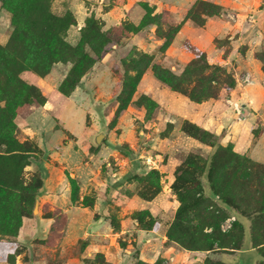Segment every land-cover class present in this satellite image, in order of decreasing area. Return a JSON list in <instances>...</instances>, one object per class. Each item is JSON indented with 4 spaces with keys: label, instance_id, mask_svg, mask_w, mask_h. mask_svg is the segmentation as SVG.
Returning a JSON list of instances; mask_svg holds the SVG:
<instances>
[{
    "label": "rangeland",
    "instance_id": "rangeland-1",
    "mask_svg": "<svg viewBox=\"0 0 264 264\" xmlns=\"http://www.w3.org/2000/svg\"><path fill=\"white\" fill-rule=\"evenodd\" d=\"M201 1L212 2L221 6V9L212 16H206L198 8ZM51 10L56 15H64L67 11L72 13L75 24L69 27L65 37L70 44L76 45L82 34H91V26L86 24L89 18H92L95 24L93 36L97 31L104 35L107 41L103 49L96 53L93 47L86 45V52L95 62L69 94H63L59 90L72 67L69 61L53 63L50 72L43 77L31 71L20 74L23 80L36 85L48 99L45 108L48 113L41 111V114H44L38 118L32 115L33 111L32 114L17 115L13 121L15 131L9 135L0 134V157L3 159L0 164L12 166V170L6 174V179L0 177V182L4 179L2 183L6 184L3 187L8 198H14L13 206L18 203L17 199H24L27 196L25 188L19 193L20 189L34 182L39 172L42 177V172L46 170L44 161H51L49 157L46 159L35 137L46 139V144H50L48 140L51 137L52 143L57 142L58 146L61 141L71 140L76 146L73 149L85 151L84 155L86 154L89 161L86 163L87 170L94 171L90 174L87 171L88 179L83 185L85 194L82 193L81 201L84 198V202L92 205L97 198L94 203L95 214L105 212L114 229L119 227V221L123 220L124 225L127 221H132L138 211L145 212L141 214L143 220L137 222L139 228L157 231L161 220H164L165 242L161 244L162 247L159 246L162 254L152 262L161 259L162 264H208L206 260L218 264H259L263 261L259 250L252 245L250 221L248 218L238 217L234 212L231 214L236 216L243 227L241 248L234 252L228 248L186 249L167 235L170 231L174 238L188 239L184 229L174 224L179 202L171 191V184L175 178L176 167L191 152L200 153L204 157H209L212 153L211 147L197 139L195 140L204 148L195 149L186 142V138L190 136L181 130L183 121L192 122L190 117H193L194 112L198 121L202 115L206 117L214 114L211 129L218 133L223 129V132H226L225 137L230 141L237 139V136L231 138L233 133L237 135L240 126L246 123L243 118L246 112L251 119L252 138L255 139L264 132V71L263 62L258 59L264 54V0H53ZM201 18L204 19V24L197 25L195 20ZM11 30L10 13L2 7L0 1L1 45L7 42ZM164 43L169 44L162 49ZM187 45L195 46L205 52L209 60L224 66L232 74L235 87L229 89L213 82L219 90L218 96L207 99L208 103H204L206 106L203 108L196 106L197 110L194 108L186 110L185 103L191 100L173 91L155 77L151 66L145 68V65H142L145 70L130 102L115 115L118 108L123 106L121 89L124 77L128 74L135 75V61L141 60L139 57L142 53L151 56V65L158 64L181 76L189 63L197 59V55L190 52ZM210 71L211 69L204 73ZM199 72L195 71L186 76L190 75L193 80ZM246 74L252 78V83L247 84L243 80ZM257 76L260 77V81ZM194 85L195 81L190 80L186 88L190 90ZM193 91H196V87ZM142 94L150 97L157 106L150 109L146 107L147 104L145 106L135 103ZM230 95L244 97L242 103L238 102L240 113L232 107L235 115H232L231 111H226L230 107L228 102ZM3 104L2 101L1 106ZM39 107L34 109L38 108L37 111H40L44 108ZM232 123L235 125L239 123L240 128L230 127ZM99 133H103V136L99 144H95V137ZM59 136L63 140L58 139ZM242 136L236 140L238 146L243 145H239ZM7 141H16V152L7 151L16 144ZM226 143L230 142H225L224 145ZM259 145L260 150L264 149V142ZM247 148L244 146L243 151H248ZM97 151H102L99 159L89 158L92 156L91 153L95 154ZM15 153L16 155H13ZM240 154L264 163V150L258 157L260 159L256 160L247 153ZM52 162L60 174L59 168L64 164L53 158ZM4 171L1 173L3 177ZM97 171L100 174H97ZM106 172L110 174L106 177L109 179L108 184L104 180ZM149 178L152 180V189L159 190L152 199L146 200L142 194H145L146 179ZM201 181L206 183L204 176ZM63 182L66 183L64 176ZM74 182L71 183L73 191L78 186L75 179ZM0 185L2 187V184ZM161 192L167 199H164V204L157 201L154 207H151L153 210L133 202L151 201ZM205 192L210 195L208 190L205 189ZM36 198L37 195L34 196V205ZM4 200L0 194V201ZM101 204L103 209L98 210ZM94 208H91L90 212L94 213ZM210 231L211 227L203 228L205 233ZM132 237L131 234L125 237L118 236L115 240L117 248H127V244L131 248L133 241L129 243L128 239ZM107 239L109 242L108 237ZM82 242V240L77 242L80 248ZM4 245V242H0L1 255H7V246ZM147 246V251L151 255L154 252V245L151 243ZM11 250L13 251V248ZM11 250L9 249L10 252ZM131 252L128 253L133 258L130 264H137L138 258L135 257L134 249H131ZM118 253V256H121L122 253L119 251ZM122 257L125 258L124 255ZM94 258V255L90 258V264H113L108 259L102 260L100 256L96 257V262H92ZM77 259L75 256L74 261ZM83 259L82 264H86Z\"/></svg>",
    "mask_w": 264,
    "mask_h": 264
},
{
    "label": "trees",
    "instance_id": "trees-1",
    "mask_svg": "<svg viewBox=\"0 0 264 264\" xmlns=\"http://www.w3.org/2000/svg\"><path fill=\"white\" fill-rule=\"evenodd\" d=\"M0 1L2 7L10 13L12 27L7 42L4 45L0 44V134L9 135L10 132L15 131L16 126L13 121L17 115L31 113L35 110L34 108L43 106L47 101L36 85L27 83L21 78L22 72L31 71L43 77L50 72L53 63L69 61L72 67L59 87L63 94H69L95 62L94 58L86 52V45L93 47L96 53L103 49L107 40L97 31L93 36L92 31L95 29V24L93 19L89 18L86 24L91 26V34H82L76 45L67 42L65 37L69 27L75 24L74 17L70 11L64 15L54 14L51 10L53 0ZM198 8L204 15L212 16L221 9V6L209 1H201L200 4L198 3ZM195 21L197 25H203L205 22L203 18ZM169 43H164L162 49H165ZM187 49L197 55V59L189 63L188 70L186 69L181 76L173 74L158 64L151 65V56L142 53L139 57L141 60L135 61L137 66L134 67L135 75L128 74L124 77L121 89L123 106L118 108L115 115H118L124 109V105L130 102L139 79L148 66H151L154 76L160 81L196 103L218 96L219 90L213 82L229 89L235 87L236 83L232 74L224 66L209 60L207 54L195 46L187 45ZM258 59L263 62L264 71V54ZM142 65H145V68ZM210 69V73H204ZM195 71H200L195 79L192 80L190 75L186 76ZM190 80L195 81V85L188 90L186 84ZM2 101L3 106H1ZM135 103L145 106L147 104L146 107L150 109L157 106V103L146 94H142ZM181 130L188 136L210 146L212 153L209 157H204L200 153L191 152L176 167L175 178L171 184V191L179 202L174 224L184 229L188 239L174 238L170 231L168 238L175 240L186 249L239 250L243 241L241 223L236 220L228 232H222L219 227L220 222L228 214L234 212L238 217H245L250 221L252 245L264 258V163L256 162L246 155L237 153L230 143L221 144L214 132L189 120L183 121ZM11 142L16 143V141H7V143ZM16 147L17 143L11 149L7 147V151L16 152ZM0 161H3L1 157ZM11 170V165L1 163L0 177L6 179V174ZM2 171H4V177L1 175ZM202 176L205 177L206 183L201 181ZM68 179L70 184L74 182L71 177ZM146 181L147 188L142 196L150 200L159 189L156 191L152 189L153 184L150 178ZM2 182H0L2 184L0 194L5 200L0 201V242H4L8 251L7 255L0 254V261L12 262L15 255L21 251L14 237L18 233L23 217L33 216L34 196L38 194L42 186V178L39 172L34 182L20 189L19 193L25 188L27 196L24 199H17L18 203L15 206H13L14 198H8L4 189L6 184ZM205 184L209 188L210 195L205 192ZM77 193L78 187L73 191L71 185L73 200L76 199ZM216 196H218V201L215 199ZM81 203L84 206H91V203L84 202V198ZM144 213V211H138L134 219L140 223L143 220L141 214ZM45 215L56 216L55 224L51 226V237L42 241L45 245H53L55 237L58 238L60 235L59 230L64 224L65 217L51 211H47ZM204 227H211V231L203 232ZM81 245L83 248L85 243L82 242ZM98 256L105 260L101 253H96L92 262H96ZM90 261V258L83 259L86 264H90ZM206 261L208 264H218ZM137 264H162V260L157 259L149 263L138 259ZM259 264H264V260Z\"/></svg>",
    "mask_w": 264,
    "mask_h": 264
},
{
    "label": "crops",
    "instance_id": "crops-1",
    "mask_svg": "<svg viewBox=\"0 0 264 264\" xmlns=\"http://www.w3.org/2000/svg\"><path fill=\"white\" fill-rule=\"evenodd\" d=\"M258 81H260V77H258ZM243 99L244 97L242 95H237L235 97H233V95H230V100L237 103H242ZM45 103L46 104L41 106V108L44 107L43 109L37 111V108L32 112L33 114L31 113L33 116H35V118L41 117L44 114H41V111L48 113L45 109L48 102L46 101ZM204 103L207 104L208 102L205 101L202 103L193 104V102L191 103V101H188V103H185L186 107L184 109L188 110V108H194L197 110L200 107L203 108V106H206L204 105ZM196 106L199 107L197 108ZM231 109L232 105H230V107H228L226 111H231L233 113L232 115H235L233 110ZM243 112L244 111L242 110L241 113ZM245 113L243 115V118L246 123L242 124V126H240L241 128L239 127V123L238 125H235L233 124V122L232 125H230V127L233 128H240L237 135L233 133L234 135H232L231 138H235L237 136V139H239L243 135L242 142L239 144H243L242 146H238L236 141L237 139H230L229 141L225 137L226 132H223V129L219 133L215 129H211V127H213L211 124L214 123V114H210L206 117L202 115L200 117V120L198 121L194 116V112L193 117H190V119L192 120V122H196V124H198L199 126L211 132H214L216 135H220L219 141L221 144L224 145L225 142H230L233 144V149L236 152L247 153L250 157L255 158V160L260 159L258 157H260L264 149L260 150L259 144L262 145V143L264 142V132L257 138L253 139L250 132L251 119L249 113ZM246 131L247 133H245ZM31 137H33V135ZM60 138L61 140H63L61 136L58 137V139ZM35 139L36 142L38 141L40 148L43 149V154L46 156V159L47 157H49L51 158V161H44L46 170L42 172V186L40 187L36 198V212H33V216L31 217H23L22 224L18 230V233L14 237V240L16 241L21 251L15 255L12 262L1 260L0 264H82L83 258H91L96 253H101L104 256L105 260L108 259L113 264H130L133 261L132 256L128 254L131 252V249H134L136 258L145 260L147 262H152L155 258L162 254V250H159V246L162 247L161 244L165 242V236L163 234L165 225L163 219L161 220L157 231L139 228L137 226L138 223L135 219H132V221H127L125 225L123 220L119 221L121 224L119 223V227L117 229H114L110 222V219L105 215V212H98L95 214L96 210L94 208V203L97 198H95L91 206H84L81 203L82 196L83 194H85L83 192V185H85V181L88 179L86 178V174L88 172L89 174L94 173L93 170H87L86 163L89 161L86 159V154L84 155L85 151L83 149H73L76 146L71 142V140L61 141L60 146H58L56 144L57 142H54L55 144L52 143L51 137L49 138L50 140H48L50 144H46V139L42 140L38 139L37 137H35ZM186 142L190 146H193L195 149L204 148L203 145L197 142V140H195L194 138L187 137ZM244 146L248 147V151H243ZM101 153L102 151H97L95 152V154L93 152L91 153L92 156H89V158L99 159V157L102 155ZM52 158L55 160H59L60 162H62V164H64L59 168V171H61L60 174H58V172L56 171V166H54ZM96 173L100 174L99 171H97ZM107 175L110 174L107 173L104 180H106L108 184L109 179L106 178ZM63 176L64 178H66V183L63 182ZM68 177L75 179L78 184V193L76 199L74 200L71 197V184ZM205 189L209 191L207 185L205 186ZM165 196L166 195L161 192L151 201L133 200V202L138 203L142 207L153 210V208L151 207H154L157 201L158 203L164 204V199H167L164 198ZM103 201H105L104 198ZM91 208H94V213L90 212ZM100 209H103L102 204L100 205V208L98 210ZM47 211L57 212V214H61L65 217L64 224L59 230L60 235L58 236V238L55 237L56 240L54 241L53 245H45L42 242L49 236L51 237V226H53L56 221V216L50 217L45 215ZM122 226H124L125 228H121ZM128 234L133 235L132 238L128 239L129 243L133 241V244L130 245L131 248L128 244L126 245L128 246L127 248H117L118 245H116L117 243L115 242L116 238L118 236L121 237V235L125 237ZM107 237L109 238V242ZM79 240H82L85 243L83 248L79 247L77 243ZM151 243L154 245V250H152L155 253L153 252L150 255L147 251V245ZM118 251L122 253L121 256H118ZM234 251L236 250H233V252ZM122 255H124L125 258H123ZM75 256L78 258L76 261H74Z\"/></svg>",
    "mask_w": 264,
    "mask_h": 264
},
{
    "label": "built area",
    "instance_id": "built-area-1",
    "mask_svg": "<svg viewBox=\"0 0 264 264\" xmlns=\"http://www.w3.org/2000/svg\"><path fill=\"white\" fill-rule=\"evenodd\" d=\"M229 14V13H227ZM243 80L245 82H247V84L249 83H252V78H250L249 74H246L243 78ZM228 102L230 103V105H232V107H234V110L237 112V113H240V107L238 106V103L235 102V101H231V100H228ZM218 196H216L217 198ZM237 220L236 216L234 214H230L228 215L223 221L222 223L220 224V230L222 232H226L228 231L231 227H232V224Z\"/></svg>",
    "mask_w": 264,
    "mask_h": 264
},
{
    "label": "water",
    "instance_id": "water-1",
    "mask_svg": "<svg viewBox=\"0 0 264 264\" xmlns=\"http://www.w3.org/2000/svg\"><path fill=\"white\" fill-rule=\"evenodd\" d=\"M103 136V133H99L98 135H96L95 137V144H99V140L100 138ZM36 207H37V199L35 200V205L33 208V212H36Z\"/></svg>",
    "mask_w": 264,
    "mask_h": 264
}]
</instances>
